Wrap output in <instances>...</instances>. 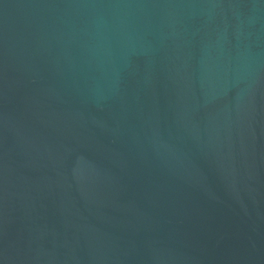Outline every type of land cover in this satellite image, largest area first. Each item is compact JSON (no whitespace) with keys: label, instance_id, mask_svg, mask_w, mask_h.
Instances as JSON below:
<instances>
[{"label":"water","instance_id":"1","mask_svg":"<svg viewBox=\"0 0 264 264\" xmlns=\"http://www.w3.org/2000/svg\"><path fill=\"white\" fill-rule=\"evenodd\" d=\"M0 264H264V0H0Z\"/></svg>","mask_w":264,"mask_h":264}]
</instances>
